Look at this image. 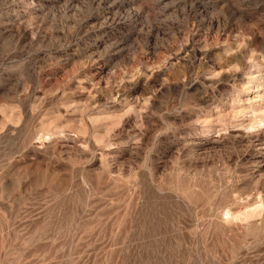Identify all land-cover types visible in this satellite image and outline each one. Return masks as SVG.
Returning a JSON list of instances; mask_svg holds the SVG:
<instances>
[{
    "label": "rangeland",
    "instance_id": "1",
    "mask_svg": "<svg viewBox=\"0 0 264 264\" xmlns=\"http://www.w3.org/2000/svg\"><path fill=\"white\" fill-rule=\"evenodd\" d=\"M0 264H264V0H0Z\"/></svg>",
    "mask_w": 264,
    "mask_h": 264
},
{
    "label": "bare ground",
    "instance_id": "2",
    "mask_svg": "<svg viewBox=\"0 0 264 264\" xmlns=\"http://www.w3.org/2000/svg\"><path fill=\"white\" fill-rule=\"evenodd\" d=\"M63 1H64V0H63ZM71 1H72V0H71ZM117 1H119V0H117ZM120 1H121V0H120ZM122 1H123V0H122ZM127 1H128V0H127ZM39 2H40V1H39ZM61 2H62V1H61ZM65 2L67 3V1H65ZM68 2H69V1H68ZM115 2H116V0H115ZM62 3H63V2H62ZM109 3H110V2H109ZM41 5H42V4H41ZM43 5H45V4H43ZM110 5H111V4H110ZM110 5H109V6H110ZM113 5H114V4H113ZM36 6H37V5H36ZM39 6H40V5H39ZM52 6H53V5H52ZM37 7H38V6H37ZM46 7H47V6H46ZM107 7H108V6H107ZM107 7H106V8H107ZM110 7H112V6H110ZM118 7H119V5H118ZM43 8H44V7H43ZM36 10H37V9H36ZM43 10H44V9H43ZM129 18H130V17H129ZM113 19H114V18H113ZM113 19H112V20H113ZM122 20H123V19H122ZM124 20H125V19H124ZM106 21H107V20H106ZM114 21H115V20H114ZM125 21H126V20H125ZM127 21H128V20H127ZM123 22H124V21H123ZM116 23H117V22H116ZM113 24H114V23H113ZM118 24H119V22H118ZM118 24H117V25H118ZM125 25H126V23H125ZM113 26H114V25H113ZM116 47H117V46H116ZM254 77H255V76H253V78H254Z\"/></svg>",
    "mask_w": 264,
    "mask_h": 264
}]
</instances>
